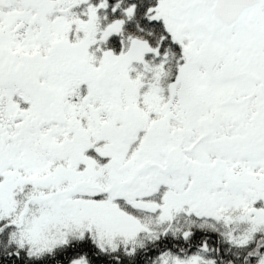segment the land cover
<instances>
[{"label": "snow or ice", "instance_id": "snow-or-ice-1", "mask_svg": "<svg viewBox=\"0 0 264 264\" xmlns=\"http://www.w3.org/2000/svg\"><path fill=\"white\" fill-rule=\"evenodd\" d=\"M0 264H264V0H0Z\"/></svg>", "mask_w": 264, "mask_h": 264}]
</instances>
